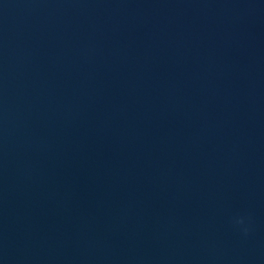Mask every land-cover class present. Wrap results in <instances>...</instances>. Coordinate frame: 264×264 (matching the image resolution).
I'll return each instance as SVG.
<instances>
[{
	"label": "water",
	"instance_id": "water-1",
	"mask_svg": "<svg viewBox=\"0 0 264 264\" xmlns=\"http://www.w3.org/2000/svg\"><path fill=\"white\" fill-rule=\"evenodd\" d=\"M0 264H264V0H0Z\"/></svg>",
	"mask_w": 264,
	"mask_h": 264
},
{
	"label": "clouds",
	"instance_id": "clouds-1",
	"mask_svg": "<svg viewBox=\"0 0 264 264\" xmlns=\"http://www.w3.org/2000/svg\"><path fill=\"white\" fill-rule=\"evenodd\" d=\"M238 223H243V221H242V220H240V221H238Z\"/></svg>",
	"mask_w": 264,
	"mask_h": 264
}]
</instances>
